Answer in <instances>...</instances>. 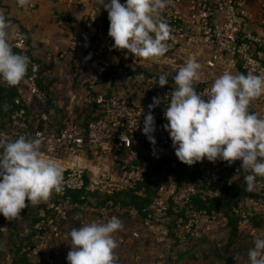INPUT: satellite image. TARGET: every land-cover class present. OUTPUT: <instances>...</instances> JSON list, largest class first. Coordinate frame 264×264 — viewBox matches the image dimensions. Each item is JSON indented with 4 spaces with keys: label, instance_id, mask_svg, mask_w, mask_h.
<instances>
[{
    "label": "built area",
    "instance_id": "2783aa9c",
    "mask_svg": "<svg viewBox=\"0 0 264 264\" xmlns=\"http://www.w3.org/2000/svg\"><path fill=\"white\" fill-rule=\"evenodd\" d=\"M76 10L90 12L97 5V0H68ZM24 13L36 10L37 5L31 1L30 6L20 8ZM163 19L171 27L172 38L168 44H176L180 39L189 36V32L195 33L190 40L200 39L206 46L207 56L205 70L200 79L196 80L194 88L198 94L206 95L214 81L225 72L232 74H245L249 72L264 76V0H168V6L162 10ZM84 27L87 29L83 39L90 40L93 37L94 23L92 14H87L84 19ZM76 43L82 41V37L75 38ZM19 54L27 55L31 63L26 77L23 79L25 87L14 101V111L10 114L9 126L0 127V139L14 141L20 136L42 139V156L55 161L61 167L64 175L62 199L57 202L53 197L47 202L48 209L56 212L63 220H68L71 212L75 211L69 198L64 199L70 192L82 191L87 184V172L92 171L90 164H97L99 172H102L98 185L113 187L120 191V180L126 182L123 188L136 189L151 175L150 159L154 164L163 163L165 172H171L168 181L162 182L157 189V195L148 208L140 209L135 205L125 206L122 202L110 200L104 205L84 207L92 220L81 218V225L91 222H108L113 216L129 215L133 220L141 217L142 229L157 233L162 225L170 219L171 210L181 215L177 222V229L186 237L200 239L212 235L218 229H225L229 224V217L222 209L213 208L197 209L193 199L201 194L204 202L211 200L222 201L226 193L221 190L223 171L225 168L233 169V175L240 178L244 174L242 161L228 162L217 160L209 162L206 158L203 162L196 163L193 167L199 172L198 186L180 187L174 178L182 163L175 155L170 133L164 125L168 123L164 112L170 104L172 89L166 85L161 88L158 84L159 77L147 76L143 80V86L136 89L132 95L101 94L89 100V104H96L99 108L97 120L88 122L86 127L78 123H69L59 132H51L39 129L41 124H46L49 115L46 112L29 113L26 108L37 107L47 103L49 96L41 90L39 85L40 64L31 56L28 46V37L22 30H16L13 41L10 43ZM203 54V50H202ZM159 98L161 104L150 109L153 98ZM205 100L207 96L203 97ZM151 111L156 121V131L153 134L157 143L152 145L147 136L143 134L144 120ZM249 112H255L260 118H264V96L254 100ZM35 123L37 128L34 134H30L31 125ZM108 158L111 162L101 160ZM141 160L137 167L136 163ZM131 166V170L126 171ZM124 174L123 179H116L112 172ZM90 179V178H89ZM92 190H99L90 179ZM233 183V182H232ZM232 183L230 184L232 186ZM260 184V183H259ZM206 187V190H200ZM112 193L111 191H109ZM139 197H145V189L136 192ZM82 208V209H84ZM43 211V210H42ZM45 211V210H44ZM233 212L240 217V228L247 230L251 235L256 234L253 219L258 213H264V202L253 197H237L233 206ZM96 213L97 216L94 214ZM46 217V215H44ZM43 224L46 222L42 221ZM62 228L57 225L54 228L55 238L62 235ZM139 237L138 231L134 232ZM62 238V237H61ZM69 241L70 238H67ZM42 243L35 248L26 246L23 253L29 258H34L38 264H67L60 263L55 257L44 258L46 238L41 237ZM57 241L54 247L56 256H60L63 244ZM72 250L66 247L67 254ZM8 264H14V260L8 256Z\"/></svg>",
    "mask_w": 264,
    "mask_h": 264
},
{
    "label": "clouds",
    "instance_id": "9594fccd",
    "mask_svg": "<svg viewBox=\"0 0 264 264\" xmlns=\"http://www.w3.org/2000/svg\"><path fill=\"white\" fill-rule=\"evenodd\" d=\"M20 8L31 0H17ZM109 14V37L114 50H127L145 60L165 56L169 52L171 27L161 13L168 0H97ZM11 21L0 11V83L8 87L19 85L26 77L30 58L14 52L9 42ZM90 59V57H88ZM201 65L190 59L174 77L176 89L164 115V125L170 133L175 155L182 163L194 166L205 158L242 161L247 191L253 192L257 178H264V118L249 112L251 103L264 96V76L249 72H225L214 81L206 95L198 94L194 81L200 79ZM168 74L159 77L161 88L168 85ZM207 96L205 100L203 97ZM161 104L153 98L149 108ZM155 117L151 111L144 120L143 134L152 145L157 143ZM42 139L20 136L14 141L0 139V214L9 221L21 218L29 205L46 202L52 194L63 191L64 175L58 164L42 156ZM27 201V203H26ZM124 227L113 216L108 222H91L71 233L68 264H115L119 247L114 234ZM239 264V256H235ZM248 264H264V238L256 237L248 251Z\"/></svg>",
    "mask_w": 264,
    "mask_h": 264
},
{
    "label": "rangeland",
    "instance_id": "374dc122",
    "mask_svg": "<svg viewBox=\"0 0 264 264\" xmlns=\"http://www.w3.org/2000/svg\"><path fill=\"white\" fill-rule=\"evenodd\" d=\"M195 35V33L192 34V32H189V36L180 39L178 43L168 44L169 52L165 54V56L149 60L136 58L133 54H129L127 50H114L113 45H108L106 43L105 45L103 42L99 44L97 48L95 47L92 49V51H83L82 63L86 64V66H83V68L81 67L80 73H78L79 69L76 67V63L79 61L77 59L78 53L75 54L70 51V55L68 54L65 58H62L61 55H57L53 65H49L50 63L44 61L46 67V75L43 82L46 88H44V90L53 103H51L52 106L50 105L49 112L44 109L45 106H43L42 111L53 117L57 113L56 116L64 122L69 118V115H73L74 117L80 115L84 118L91 112L89 100L94 97L95 94L113 93L114 95L122 96L132 95L136 89L138 90L143 86V80L150 74L160 76L166 73L168 77H173L190 59H195L201 65L199 74L202 75L201 78L204 79L203 72L205 67L203 68V66L207 61V56L204 54H207V49L200 39L190 40L189 37L193 36L194 39ZM95 45L96 43H94L93 47ZM88 57H90V59H88ZM85 61L89 62V65H92V67H90L88 63H85ZM195 82L196 81H194V84ZM59 111L64 112L65 116ZM101 160L106 162V166L111 162L108 158L101 157ZM90 165H92V171L88 170L87 175L92 179V183L101 191L113 192V187L98 185V183L100 184L104 181L103 179L100 180L102 172H99L97 164ZM111 175L116 179L124 178V174L119 171L118 173L112 172ZM155 179L158 180V177ZM125 184L126 182L120 180V187L125 186ZM255 191H264V181L256 185ZM53 199L57 200L55 196ZM73 212L70 213L68 219V221L70 220L69 223L72 222V224L68 226L69 229L74 226L76 222H80L81 218H90V215L86 216L85 214ZM44 215H46V217H44ZM47 216V212L44 210L40 213L42 221L46 220ZM0 220L3 222L1 228H4V225L9 222L2 214H0ZM42 221L37 228L40 231H43V229H50V231L45 234L40 233L38 237L35 238V244L39 246L42 243L41 237L46 238V244L48 246L43 247V249L47 247L43 257H57L56 260L60 263L65 262L68 264L66 247H70L71 244V240L69 241L67 239L69 238L68 233L70 231L68 230V232L67 230L61 229L62 235H59L58 239H56L54 228L58 224H54L53 221H46L43 224ZM259 223L262 227H260V229L255 227L256 234H254L252 238L250 237V239L245 240V243H243V246H245L244 248H239L242 252L241 254L234 253V249H231L230 253H227L229 238V232L227 230L218 229L219 231L214 232L207 242L197 244L198 246L191 248V246L186 245L184 241L183 245L177 243L176 239L182 237V234L179 232L175 234L176 237H171L172 233H170V226H165L164 228L161 227V229H157L156 234L154 233L155 242H151L148 246L140 247L138 250L129 248V250L125 251V249L120 248L121 234L116 232L114 238L118 242L119 247L115 250V255L119 264H236V259H234L235 256H239V264H248V251L254 246L251 240H253L254 237L264 238V219ZM22 228H28L27 232L31 231L25 224ZM61 237L63 238L61 241L63 244L62 249H59L61 255L56 256L54 247L57 241L60 242L62 239ZM120 252L124 253L122 254ZM118 253L123 255L122 258L119 257L120 255ZM216 253L219 254L220 258L215 255ZM10 257L12 258V256ZM1 259L0 264H8L7 260L2 261Z\"/></svg>",
    "mask_w": 264,
    "mask_h": 264
},
{
    "label": "trees",
    "instance_id": "16d2710c",
    "mask_svg": "<svg viewBox=\"0 0 264 264\" xmlns=\"http://www.w3.org/2000/svg\"><path fill=\"white\" fill-rule=\"evenodd\" d=\"M13 50L14 52L19 53V51L15 49ZM37 62L41 66L39 85L41 90L45 91L44 88H46V86L44 85L43 82L45 80L46 67L43 61H37ZM149 76L160 77L151 74ZM175 76L168 77L169 83L168 85H166V87L170 89H172L173 87L172 91L176 89V85L174 81ZM24 85H25L24 80L15 87H8L5 84L0 83V127L7 128L9 126L10 114L14 111V107H13L15 104L14 101L20 95L21 89L25 87ZM99 95L101 94H95V96H99ZM106 95L111 96L114 94L109 93ZM51 103L53 102L49 97L46 104L38 105L37 107H28L26 109L31 114L35 112L36 113L41 112L43 110V106H45L44 109L47 112H49ZM90 105H91V110H90L91 112L84 118L81 117L80 115L78 117L69 115V118H67V120L64 122L63 120H60L59 117L56 116L57 115L56 113L54 117L49 115L48 122L46 124H41L39 126V129H46L51 132H59L61 129L65 128L69 123L72 122L78 123L82 127H86L88 122L97 120L99 118L96 116L99 107L96 104H90ZM59 112L64 114V112L62 111ZM63 116H65V114ZM36 128H37L36 124L33 123L31 125L30 134H34ZM146 159L150 166L149 169L151 171L150 172L151 175L147 177L145 182L139 184L136 189L134 188L125 189L123 188V186H121L120 191L115 190L112 193H110L109 191L105 192L103 190H102L103 192L101 190H92L90 186L91 182L88 177L86 187L82 191L70 192L67 196L64 197V199L69 198L71 202L74 205H76L75 211L73 213H81L83 215L85 214L86 216L89 215V212L85 210L86 207L91 208L93 206L104 205L110 200H114L116 202H122V204L125 206L135 205L140 209L148 208L151 205L153 199L157 195V189L160 187L162 182L168 181L171 172L169 171L165 172L166 169L163 163L157 162L156 164H154L153 161L148 159V157ZM140 164H141V160H139L136 163L137 167H139ZM131 169H132L131 166H129L126 171H129ZM246 175L247 174H244L240 178H236L233 175V169L227 167L223 171V179L220 187L221 190L227 194L224 200L222 201L211 200L208 202H204L201 198V194L199 196L194 197L193 199V202L197 209L212 210L213 208H218V209H222L225 212V214L229 217L230 221L228 227L223 229L229 232L227 253H230V250L234 249L235 251L234 253L241 254L242 252L239 250V248L241 249L244 248L245 246H243L244 245L243 243H245V240L250 239V237L252 238L253 236L247 230H242L240 228V217L233 212V206L235 204L236 198L240 196L245 198L253 197L259 201L264 202V191L256 192L254 190L253 192H248L246 190L247 185L246 183L243 182V178ZM156 177H158V180L155 179ZM198 178H199V172L195 167L181 163L176 172V177L174 178V181H176V183L180 187H193V186H198ZM261 181H264V178L258 177L256 185L261 183ZM231 183L232 186L230 185ZM143 188L145 189V197L137 196L136 192L142 190ZM200 190H206V187H202ZM54 196L57 199V202H59L58 200L62 199L59 193L54 192L51 197ZM42 210H45L48 215L45 221L47 222L53 221L54 224L60 225V227L63 230L70 231V232L68 231L70 239H71L70 236L71 231L74 228L82 227L81 225L82 220H80V222H76L74 226H72L69 229L68 226H70L72 222L69 223L70 220L69 221L63 220L56 212H54L53 210H49L47 202H41L39 205H29L28 208L22 210L21 218H18L14 221H9L7 224L4 225V228H1L3 226V222H1L0 220V248H1L0 259L2 258L1 259L2 261L7 260V257L10 255L14 260V264H38L34 258H29L26 253H23V249L26 246H32L33 248H35L37 246L35 244V238L38 237L40 233L45 234L48 233V231H50V229L49 230L43 229V231H40L37 228L42 221V219L40 218V213L42 212ZM94 214L97 216L96 213ZM181 215L183 214H180L179 212L172 209L170 213V219L162 225V228H164L165 226H170L171 229L170 233H172L171 237H176L175 234L180 232L176 227V222ZM118 217L121 219L124 225L122 230L117 231L118 234H121L120 248L125 249V251L129 250V248L138 250V248L148 246L149 244H151V242L156 241L154 238L153 231L142 229V221H143L142 217L138 220H133V218L129 215H118ZM263 219H264V214L258 213L253 219L254 226L260 229L262 225L259 222H261V220ZM84 220L90 221L92 220V216H90V218L89 217L84 218ZM24 224L29 227V229L31 230L30 232H27L28 228L26 229L22 228ZM218 229H216L214 232L219 231ZM135 231L139 232L140 234L139 237L134 236ZM212 235L209 236L206 235L200 239H197L192 237H186L184 234H182V237H178V239H176V242L180 243L181 245L186 243V245L191 246V248H195L196 246H198L197 244L207 242L212 237ZM254 240L255 237L253 238V240H251L253 245H254ZM122 254H119L120 258H122L123 256ZM215 255L219 257V254L217 253ZM115 264H119L118 260H116Z\"/></svg>",
    "mask_w": 264,
    "mask_h": 264
},
{
    "label": "crops",
    "instance_id": "0c3cea01",
    "mask_svg": "<svg viewBox=\"0 0 264 264\" xmlns=\"http://www.w3.org/2000/svg\"><path fill=\"white\" fill-rule=\"evenodd\" d=\"M31 1L37 5V8L30 13L19 10L16 0H0V11H3L11 21L9 42L13 41L16 30H22L28 37L30 54L35 60L53 65L57 55L65 58L72 51L75 54L78 53L79 61L76 63V67L80 73V69L86 66L82 63L83 51H92L103 42L114 45L112 44L114 43L113 39L108 35L109 14L102 5L99 7L96 5L94 9L87 12L89 15L92 14L94 20L92 23L93 37L90 40H85L83 36L87 29L84 27L83 19L87 15L86 13L74 9L68 0ZM184 1L189 2L190 0ZM120 2L123 4L126 3V0H120ZM77 36L82 37L80 43L75 41ZM94 43L96 45L93 47ZM87 61L85 63L89 65Z\"/></svg>",
    "mask_w": 264,
    "mask_h": 264
}]
</instances>
